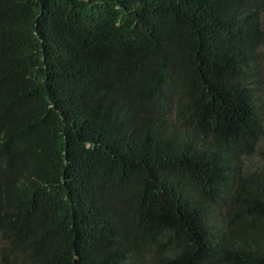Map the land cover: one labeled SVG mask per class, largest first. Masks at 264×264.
Listing matches in <instances>:
<instances>
[{"label":"trees","instance_id":"16d2710c","mask_svg":"<svg viewBox=\"0 0 264 264\" xmlns=\"http://www.w3.org/2000/svg\"><path fill=\"white\" fill-rule=\"evenodd\" d=\"M262 62L264 0H0V264H264Z\"/></svg>","mask_w":264,"mask_h":264},{"label":"rangeland","instance_id":"374dc122","mask_svg":"<svg viewBox=\"0 0 264 264\" xmlns=\"http://www.w3.org/2000/svg\"><path fill=\"white\" fill-rule=\"evenodd\" d=\"M259 75L261 78V84L258 87V102L260 106L261 116V127H260V135L258 137L257 142L254 145L252 151L248 154H239L237 161L234 163L237 166V169L243 176L250 174L252 171L260 172L261 168L264 164V62L260 64ZM226 197V195H224ZM227 202H223V206L225 207ZM216 216H220L221 212H223V207H214L212 210Z\"/></svg>","mask_w":264,"mask_h":264}]
</instances>
